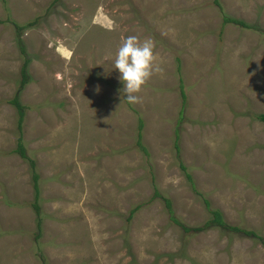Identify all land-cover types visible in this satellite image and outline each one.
I'll use <instances>...</instances> for the list:
<instances>
[{
  "label": "rangeland",
  "instance_id": "obj_1",
  "mask_svg": "<svg viewBox=\"0 0 264 264\" xmlns=\"http://www.w3.org/2000/svg\"><path fill=\"white\" fill-rule=\"evenodd\" d=\"M219 1L0 0V264H264V0ZM128 35L163 69L137 103Z\"/></svg>",
  "mask_w": 264,
  "mask_h": 264
},
{
  "label": "clouds",
  "instance_id": "obj_2",
  "mask_svg": "<svg viewBox=\"0 0 264 264\" xmlns=\"http://www.w3.org/2000/svg\"><path fill=\"white\" fill-rule=\"evenodd\" d=\"M154 49L155 45L151 38L146 37L141 40L136 35H128L122 39L116 50L113 59L114 69L120 73L119 79L123 84L124 99L130 103L139 102L140 97L137 93L154 73L163 71L157 63V54ZM157 189L159 190L158 186ZM154 192L153 186V194L150 198H153Z\"/></svg>",
  "mask_w": 264,
  "mask_h": 264
},
{
  "label": "trees",
  "instance_id": "obj_3",
  "mask_svg": "<svg viewBox=\"0 0 264 264\" xmlns=\"http://www.w3.org/2000/svg\"><path fill=\"white\" fill-rule=\"evenodd\" d=\"M214 2H215L217 5L221 6L219 0H214ZM224 19H225L226 22H235V23H238V24H240V25H242V26L249 27V25H248L245 21L240 20V19H235V18H233V17H229V16H227V15H225ZM22 50L25 51V48L22 47ZM27 64H28V61L25 62L24 67H23V69H22V74H23V84H24L25 82H27V79H28V75H27V71H26ZM180 81H181V83H182L183 79H181ZM181 92H182V95H183V100H185V99H186V93L184 92V85H183V84H181ZM16 98H17V97H16ZM16 98L13 100V103L18 107V110H19V119H18V122H19V125L21 126V124H22V122H23V119H24V107L19 103V101H18ZM259 119H260L261 121L264 122V113H262V114L259 115ZM139 121H140V122H139V123H140V125H139L140 128H139V129L141 130L142 127L144 126V122H143L142 117H140ZM175 140H176V142L179 140V135H178V134H177ZM138 144H139L140 148L144 150L145 153H148V150L146 149V147H145V146L143 145V143H142V138H141V137H139V139H138ZM176 148L178 149V145H177V144H176ZM18 150H19L20 152H22V153L25 154V152H24V148L22 147V145L19 146ZM32 164L34 165V161H32ZM34 166H35V165H34ZM182 169H185V165L182 166ZM187 176H188L189 178H191V176H190L189 174H187ZM35 180H36L37 182H38V180H39V175H38V173L35 174ZM37 182H36V183H37ZM35 185H38V184H35ZM153 186H154V190H155L154 195H153V198H156V197H162V196L160 195L159 190L157 189V185H156L155 181H154V183H153ZM36 188H37V187H36ZM163 199H164V202H165V205H166L167 209L169 210V212H170V214H171V219H172L174 222H177V223H179L180 225H182V227L184 228L185 231H191V230H193V229H194V230H203L202 227H197V228L195 227V228L192 229L191 227H188V226H186V225H183L181 221H179L177 218H175V217L172 215L173 208H172L171 200L168 199V198L166 199L165 197H164ZM205 204H206L207 207L210 206V203H209V201H208L207 199H205ZM141 206H142L141 203H139V204H137L136 206H134V207L131 209L130 213H129L128 219H131L132 215H134V214L140 209ZM35 209H36V210H39V206H38L37 204H35ZM38 212H39V211H38ZM211 212L213 213L214 216H213V218H212L211 220H208V221L206 222V225H207V226H210V225H216V226H219V227H221V228H224V229H230V230H234V231H242V230H243V229H241L239 226H231V225H228V224L226 223V221L224 220L223 215H222V213L220 212V210H218V209H214V210H212V209H211ZM245 232L248 233V234L256 235L255 231H245Z\"/></svg>",
  "mask_w": 264,
  "mask_h": 264
},
{
  "label": "crops",
  "instance_id": "obj_4",
  "mask_svg": "<svg viewBox=\"0 0 264 264\" xmlns=\"http://www.w3.org/2000/svg\"><path fill=\"white\" fill-rule=\"evenodd\" d=\"M140 122V121H139ZM144 127V126H143ZM178 135H179V133H177ZM177 134H176V136H177ZM176 144L178 145V147H180V137H179V140H178V143L176 142V140H175V147H176ZM144 145V144H143ZM145 146V145H144ZM146 147V146H145ZM146 149H147V147H146ZM139 150L142 152V153H144V150L143 149H141V148H139ZM158 186V185H157Z\"/></svg>",
  "mask_w": 264,
  "mask_h": 264
}]
</instances>
